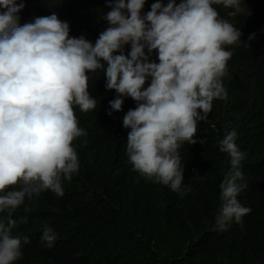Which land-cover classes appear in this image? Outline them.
<instances>
[{
    "label": "clouds",
    "instance_id": "obj_1",
    "mask_svg": "<svg viewBox=\"0 0 264 264\" xmlns=\"http://www.w3.org/2000/svg\"><path fill=\"white\" fill-rule=\"evenodd\" d=\"M29 1L0 0V264L19 262L30 215L48 196L63 197L79 171L76 143L87 131L76 107L113 118L135 103L122 122L130 173L165 189L164 202L175 206L191 189L209 205L217 187L211 232L241 227L251 211L240 168L246 153L236 131L225 130L237 98L225 78L235 49L250 41L264 61V24L250 19L249 0H104L88 40L70 37V23L53 9L30 23ZM97 70L116 94L100 100L88 91V73ZM208 133L230 161L224 176L186 157L197 143H206V159L216 154L197 140ZM56 240L45 224L41 244Z\"/></svg>",
    "mask_w": 264,
    "mask_h": 264
},
{
    "label": "trees",
    "instance_id": "obj_2",
    "mask_svg": "<svg viewBox=\"0 0 264 264\" xmlns=\"http://www.w3.org/2000/svg\"><path fill=\"white\" fill-rule=\"evenodd\" d=\"M57 1L58 6L56 0H30L29 22L46 17L40 13L45 9H53L70 23V37L83 35L88 40L97 27L96 6L104 0ZM249 2L250 19L255 25L264 24V0ZM248 45L235 49L225 78L237 96L225 130L236 131V145L246 153L240 168L251 211L242 217L241 227L225 234L211 232L217 187L209 205L202 204L191 189L175 206L164 202L165 189L136 180L123 157L130 129L122 122L135 109L133 102L113 118L103 110L79 116L87 131L76 143L79 171L63 197L48 196L40 212L30 215V243L23 246L17 264H264V61L256 44ZM88 76V91L98 99L115 93L106 89L102 70ZM202 138L215 146L216 154L206 159V143H197L186 157L190 162L203 160L224 176L230 161L219 151L218 138L208 133L199 134L197 140ZM241 204L248 207L246 202ZM45 224L57 234L51 248L40 242Z\"/></svg>",
    "mask_w": 264,
    "mask_h": 264
},
{
    "label": "rangeland",
    "instance_id": "obj_3",
    "mask_svg": "<svg viewBox=\"0 0 264 264\" xmlns=\"http://www.w3.org/2000/svg\"><path fill=\"white\" fill-rule=\"evenodd\" d=\"M145 10L148 11V9H145ZM96 109H97V106H96ZM96 109H94V110H92V111H89V112H87V113L81 112V111L79 110L78 107H76L74 110H75L76 113H77V120H79V116H80V115H83V116L91 115V113L95 112Z\"/></svg>",
    "mask_w": 264,
    "mask_h": 264
},
{
    "label": "bare ground",
    "instance_id": "obj_4",
    "mask_svg": "<svg viewBox=\"0 0 264 264\" xmlns=\"http://www.w3.org/2000/svg\"><path fill=\"white\" fill-rule=\"evenodd\" d=\"M220 171V170H219ZM219 174V173H218Z\"/></svg>",
    "mask_w": 264,
    "mask_h": 264
}]
</instances>
